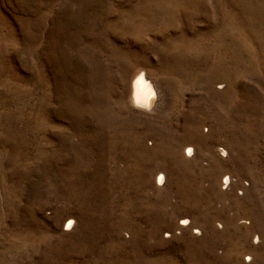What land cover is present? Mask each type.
<instances>
[{
	"label": "rangeland",
	"instance_id": "obj_1",
	"mask_svg": "<svg viewBox=\"0 0 264 264\" xmlns=\"http://www.w3.org/2000/svg\"><path fill=\"white\" fill-rule=\"evenodd\" d=\"M0 264H264V0H0Z\"/></svg>",
	"mask_w": 264,
	"mask_h": 264
},
{
	"label": "bare ground",
	"instance_id": "obj_2",
	"mask_svg": "<svg viewBox=\"0 0 264 264\" xmlns=\"http://www.w3.org/2000/svg\"><path fill=\"white\" fill-rule=\"evenodd\" d=\"M140 73H143V76H141ZM153 90L155 91V99L151 97ZM130 100L134 107L147 111L154 110L161 104L162 96L160 88L148 73L139 71L133 76L131 81ZM229 184V178L224 177L221 188L224 189V186Z\"/></svg>",
	"mask_w": 264,
	"mask_h": 264
},
{
	"label": "clouds",
	"instance_id": "obj_3",
	"mask_svg": "<svg viewBox=\"0 0 264 264\" xmlns=\"http://www.w3.org/2000/svg\"><path fill=\"white\" fill-rule=\"evenodd\" d=\"M140 75L143 76V73H140ZM151 97H152L153 99H155V91H154V90H153L152 93H151Z\"/></svg>",
	"mask_w": 264,
	"mask_h": 264
},
{
	"label": "built area",
	"instance_id": "obj_4",
	"mask_svg": "<svg viewBox=\"0 0 264 264\" xmlns=\"http://www.w3.org/2000/svg\"><path fill=\"white\" fill-rule=\"evenodd\" d=\"M228 186V185H227ZM227 186H224V189L227 188Z\"/></svg>",
	"mask_w": 264,
	"mask_h": 264
}]
</instances>
